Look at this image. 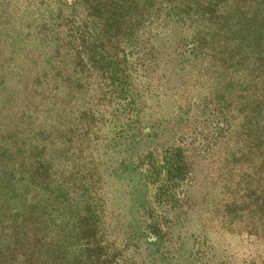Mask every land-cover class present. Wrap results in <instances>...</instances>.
Instances as JSON below:
<instances>
[{"label": "rangeland", "instance_id": "obj_1", "mask_svg": "<svg viewBox=\"0 0 264 264\" xmlns=\"http://www.w3.org/2000/svg\"><path fill=\"white\" fill-rule=\"evenodd\" d=\"M69 1L0 0V143L9 136L17 146L12 159H0V202L13 162L24 175L31 156L51 164V196L33 185L21 191L12 202L20 219L16 227L8 219L5 235L35 234L37 258L51 241L68 260L77 214L90 211L98 234L127 264H264L259 158L249 164L239 157L244 138L216 127L217 104L249 83L264 100V60L215 69L172 30L159 28L151 49L126 64L120 94L98 75L82 77L77 90L66 78L51 81L55 18ZM181 144L190 178L160 205L144 178L145 157ZM151 220L161 228L158 237L149 232Z\"/></svg>", "mask_w": 264, "mask_h": 264}, {"label": "trees", "instance_id": "obj_2", "mask_svg": "<svg viewBox=\"0 0 264 264\" xmlns=\"http://www.w3.org/2000/svg\"><path fill=\"white\" fill-rule=\"evenodd\" d=\"M66 9L55 18L58 30L52 42L51 81L66 78L69 86L77 90L82 89V77L98 75L120 94L119 89L128 84L126 64L151 49L154 31L159 28L172 30L185 41L190 53L198 51L215 69L240 67L249 59L256 65L263 64L264 0H70ZM67 70L75 77L62 72ZM203 70L209 72L210 68ZM238 91L240 96L217 104L221 121L216 127L223 128L227 135L244 138L245 149H239V157H247L249 164L259 158L257 168L263 187L257 210L264 219V100L254 83ZM108 94L110 97L112 92ZM82 117L87 118L85 113ZM7 139V145L5 141L0 143V159L6 153L10 159L16 155V143L9 136ZM28 162L25 175L13 162L3 194L5 200L0 202V264H127L121 251L98 234L90 211L77 214L74 247L67 254L68 260L65 254L53 252L51 241L44 244V259L37 258L35 247L40 240L35 234L30 237L14 229L11 236L5 235L3 225L8 224V219L13 225L20 219L19 208L12 202L21 191L33 185L34 191L51 196L46 182L51 164L33 156ZM144 172L146 183L154 190V202L162 205L173 199L176 189L189 180L192 172L187 146L165 148L156 159L145 157ZM28 213L22 223L29 222ZM148 229L155 237L161 233L156 220H151Z\"/></svg>", "mask_w": 264, "mask_h": 264}]
</instances>
